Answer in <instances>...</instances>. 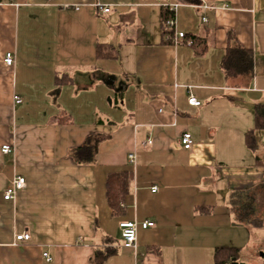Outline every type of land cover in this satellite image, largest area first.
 Here are the masks:
<instances>
[{
  "label": "crops",
  "instance_id": "0c3cea01",
  "mask_svg": "<svg viewBox=\"0 0 264 264\" xmlns=\"http://www.w3.org/2000/svg\"><path fill=\"white\" fill-rule=\"evenodd\" d=\"M237 46L251 75L228 78ZM260 103L264 0H0V264H94L109 248L105 264H215L224 247L239 249L235 264H264L263 131L256 151L246 142ZM87 143L94 157L78 164ZM123 170L133 177L114 215L107 177ZM16 177L26 187L6 201ZM124 222L138 224L135 249Z\"/></svg>",
  "mask_w": 264,
  "mask_h": 264
},
{
  "label": "trees",
  "instance_id": "16d2710c",
  "mask_svg": "<svg viewBox=\"0 0 264 264\" xmlns=\"http://www.w3.org/2000/svg\"><path fill=\"white\" fill-rule=\"evenodd\" d=\"M187 3L200 4V0H184ZM175 17V12L163 10L162 28L165 34L172 35L173 31L168 26V21ZM169 43V41H168ZM195 41H193V44ZM107 56H114L110 52ZM253 54L243 47H229L223 58V69L228 78L246 77L251 75ZM63 82L61 80L59 84ZM255 127L246 135V142L249 149L257 150L256 134L264 131V104L260 103L254 107ZM94 146L87 143L73 150L72 158L78 164L88 163L94 157ZM133 173L130 170L111 173L107 177L106 191L109 207L114 215L122 212V203L126 201L132 182ZM116 250H97L94 264H105L107 259L114 255ZM239 255L237 248H218L215 254V264H235Z\"/></svg>",
  "mask_w": 264,
  "mask_h": 264
},
{
  "label": "built area",
  "instance_id": "2783aa9c",
  "mask_svg": "<svg viewBox=\"0 0 264 264\" xmlns=\"http://www.w3.org/2000/svg\"><path fill=\"white\" fill-rule=\"evenodd\" d=\"M98 6H99V9L103 13H109L110 12V9L108 7H102L100 5H98ZM172 10L174 12H176V7L172 8ZM175 24H176V18L175 17L168 21V26L171 29H173L175 27ZM174 38H175L174 43H178V40H182L185 38V33L180 32V33H178V35L176 34V37H174ZM189 44H192V42H189ZM14 62H15V57H14L13 53H11V52L7 53L5 55V58H4L5 65H7L8 67H12ZM14 101L18 105L23 103L22 98L19 96H15ZM188 102L191 106H195V107H199L201 105V102L198 101V99L195 98L194 96H190ZM149 143H151V140H149ZM180 143L185 150H190L192 145H193L192 135L190 133H184L180 138ZM1 151L3 154H9L12 152V147H11V145L6 144L2 147ZM129 160L131 163H133L135 161V156L133 154H131L129 156ZM25 187H26V179L24 177L14 178L12 181V186L9 189H7L5 192L4 199L6 201L14 200L18 191L24 189ZM156 190H157V188L154 187L153 191L155 192ZM142 226L144 229H147L149 227L154 226V223L147 221V222L143 223ZM120 228H121V233H122V241H123L122 245H123V247L135 249L136 244H137L138 224L135 222H124V223H121ZM30 239H31V235L29 233H22V234H19L16 236L17 242H19V241H30ZM43 257L46 259L47 262L53 261V259L49 253H44Z\"/></svg>",
  "mask_w": 264,
  "mask_h": 264
},
{
  "label": "rangeland",
  "instance_id": "374dc122",
  "mask_svg": "<svg viewBox=\"0 0 264 264\" xmlns=\"http://www.w3.org/2000/svg\"><path fill=\"white\" fill-rule=\"evenodd\" d=\"M262 133H264V131ZM262 133L259 134V136H260V139H259L260 140V144H262L264 142V134H262ZM261 135H263V136H261ZM262 138H263V141H262Z\"/></svg>",
  "mask_w": 264,
  "mask_h": 264
}]
</instances>
